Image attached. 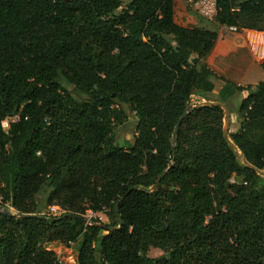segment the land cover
Instances as JSON below:
<instances>
[{"label":"trees","instance_id":"1","mask_svg":"<svg viewBox=\"0 0 264 264\" xmlns=\"http://www.w3.org/2000/svg\"><path fill=\"white\" fill-rule=\"evenodd\" d=\"M123 4L0 0V264H59L52 243L76 264H264V83L214 73L217 31L177 24L174 0ZM216 4L218 25L264 31V0ZM244 90L227 142L200 104ZM88 210L109 223L61 218Z\"/></svg>","mask_w":264,"mask_h":264},{"label":"rangeland","instance_id":"2","mask_svg":"<svg viewBox=\"0 0 264 264\" xmlns=\"http://www.w3.org/2000/svg\"><path fill=\"white\" fill-rule=\"evenodd\" d=\"M127 2L128 0H124L123 7L126 6ZM186 12H189V14H191L194 17L195 21L199 23V24L188 23L187 24L188 27L189 26H192V27L199 26L201 24L202 19L195 12L189 9H187ZM177 18H178V21L181 20V17L177 16ZM206 26L207 28L213 29L215 26V21H212L211 23H209V25H206ZM218 30L219 32L222 31L224 35L232 32L228 27H223V26H218ZM246 33L248 34L249 32H243V35H246ZM255 40H258V39H255ZM258 52L260 55L263 56L264 47H259ZM245 58L246 57L244 56H237V58L235 59L233 58V60L230 63L224 64L223 68L226 71H224V73H222L223 76H220V77L222 78L224 77V79L232 78L235 81H241L239 85L243 87H246L248 85L255 86L260 82L264 83V72L260 68L261 62H257V60H255L254 58L251 59L250 56H249V60L247 58L246 60ZM243 59L246 62L245 66H242L245 64L241 62V61H244ZM236 62H238V64H236ZM238 66L240 67V69L237 68ZM245 67L246 69H244ZM214 81L216 83V87L214 89V92L209 94V98L211 100H214L217 98V92L219 90V86H221L223 83L221 80H214ZM67 88L72 89V86L68 85ZM247 93L248 91L246 90L239 92L236 95H234L232 98H230L225 104V106L228 108L230 112V116H229L230 123L228 127V133L234 132L239 128V123L237 120V109L239 107L241 100L244 97H246ZM195 99L196 98H193L192 103L195 102ZM135 124H136L135 116L132 113H128L127 119L122 124H118L114 129L115 140L117 144L123 145L125 141L127 142L133 141V137L135 134ZM3 127L7 129L8 124L4 122ZM42 211H44L43 213H45L47 209L44 208ZM84 217L85 219H87V221L92 220V219H99L103 223H109V219L107 217L106 212H93L91 210H88ZM48 249L53 251L56 254L59 264H76L77 250H76L75 245L72 244V245L67 246V245H61L58 243L57 244L52 243L48 245ZM161 255H162V252L159 249L152 248L149 252V256L151 258H157Z\"/></svg>","mask_w":264,"mask_h":264},{"label":"crops","instance_id":"3","mask_svg":"<svg viewBox=\"0 0 264 264\" xmlns=\"http://www.w3.org/2000/svg\"><path fill=\"white\" fill-rule=\"evenodd\" d=\"M186 11H187V7L184 0H174V19L177 24L185 27H188L187 26L188 23L199 24L197 21H195L194 17L191 14H189V12ZM177 16L181 17L180 21H178ZM201 21H200L201 24L199 25L200 27L217 31L218 33V39L215 43L212 52L204 59L206 65L218 76H223L222 73L226 71L223 68L224 64L230 63L233 60V58L235 59L237 58V56H244L248 60H249V56L251 59L253 58L255 59L247 42V33L246 35H243V32H250L249 30H245V31L241 30L238 32L233 30L232 28H229L232 32L224 35L222 31L219 32L218 26L220 25H218L216 22L214 28L210 29L207 28L206 25H209V23L211 22L205 21L203 19ZM199 26H194V27H199ZM255 39L258 38L255 37ZM255 39H253L252 41L253 44L256 42ZM241 62L245 63L242 66L246 65L245 60ZM257 62H261V61L258 60ZM236 64H238V62H236ZM237 68L240 69L239 66ZM244 69H246V67ZM225 79L229 80L230 78H225ZM230 81H232L233 83L235 82V84L237 85L241 83V81H235L232 78L230 79ZM220 88L221 86H219V89Z\"/></svg>","mask_w":264,"mask_h":264},{"label":"built area","instance_id":"4","mask_svg":"<svg viewBox=\"0 0 264 264\" xmlns=\"http://www.w3.org/2000/svg\"><path fill=\"white\" fill-rule=\"evenodd\" d=\"M187 9L192 10L195 12L201 19L212 22L215 20L216 14H217V4L216 0H184ZM235 30L234 28H232ZM236 31V30H235ZM250 32L252 30H249ZM256 32L257 34H264L263 32H258V31H252ZM247 42L249 44L250 50L252 54L254 55L255 59L258 61H262L264 59V55H260L258 52L259 47H264V37L261 36L256 40V42L253 44L250 41V38L248 37L247 34ZM5 123H7L5 121ZM48 215L51 216H60L62 214V210L58 206H50L48 208Z\"/></svg>","mask_w":264,"mask_h":264},{"label":"water","instance_id":"5","mask_svg":"<svg viewBox=\"0 0 264 264\" xmlns=\"http://www.w3.org/2000/svg\"><path fill=\"white\" fill-rule=\"evenodd\" d=\"M193 61H196V59H194ZM200 105H214V106H219V107H221L223 109V111H224L223 136L226 139V141L229 142L230 140L228 139V127H229V123H230V119H229L230 112H229L228 108L222 102L203 101ZM188 112H189V107L186 108V111L183 112V114L179 117V119L176 122V125H175V128H174V132H173L172 148L174 147V145L176 143V134L178 132L179 126H180L182 120L184 119V117L187 115ZM166 156L169 159L170 158V153H167ZM256 172H257L258 175L264 177V171L256 170ZM158 182H159V179L155 183V185L152 187V190L156 188ZM133 190H137V187L133 186V187H131L129 189V191H133ZM122 199H123V197L121 198V200ZM1 209H3V208H0V212H2V211L7 212L6 209H3V210H1ZM115 212H116V215L118 216V204H116V206H115ZM21 217H24V216H21ZM61 218H73V219H79V220H83L84 222H87L86 219H84V218H82L80 216H77V215L66 214V215L62 216Z\"/></svg>","mask_w":264,"mask_h":264},{"label":"bare ground","instance_id":"6","mask_svg":"<svg viewBox=\"0 0 264 264\" xmlns=\"http://www.w3.org/2000/svg\"><path fill=\"white\" fill-rule=\"evenodd\" d=\"M261 36L264 37V34L261 35V34H257L256 32H252V31L248 33V37L250 38L251 42L253 41V39H255V37L260 38Z\"/></svg>","mask_w":264,"mask_h":264}]
</instances>
